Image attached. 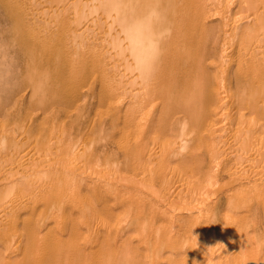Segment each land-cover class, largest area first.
I'll list each match as a JSON object with an SVG mask.
<instances>
[{
  "label": "bare ground",
  "instance_id": "1",
  "mask_svg": "<svg viewBox=\"0 0 264 264\" xmlns=\"http://www.w3.org/2000/svg\"><path fill=\"white\" fill-rule=\"evenodd\" d=\"M0 141V264H264V0H0Z\"/></svg>",
  "mask_w": 264,
  "mask_h": 264
},
{
  "label": "rangeland",
  "instance_id": "2",
  "mask_svg": "<svg viewBox=\"0 0 264 264\" xmlns=\"http://www.w3.org/2000/svg\"><path fill=\"white\" fill-rule=\"evenodd\" d=\"M108 151H112L111 149H109L108 148ZM235 175H236V173H231V174H228L224 179H223V181L221 180L220 182V184L222 185V183H225L224 181H230V180H232V179H234L235 178ZM222 193V191H217L216 193H215V195L216 196H214L213 198V202H219V201H221V202H219V203H225L226 202V200H227V196H225L224 194L223 195H220ZM246 193V195H248V193L247 192H245ZM217 195H219L218 197H220V198H218L217 197ZM242 197H244V195H243V193H241L240 194ZM217 201H216V200ZM220 199V200H219ZM207 203V202H206ZM223 205V204H222ZM245 212V216H242V217H240L239 219H242L243 221H245L244 223L245 224H247L248 223V225H247V229L248 228H250V227H248V226H251V229H250V231H251V233L253 232L254 234H256L255 232H254V228H259V227H263L264 228V213L262 212V210H260V211H243L242 213H244ZM122 213V212H121ZM231 214H233V213H231ZM244 215V214H243ZM194 214L193 215H190L186 220V224L189 222V221H192V220H194ZM247 220H246V219ZM248 221V222H247ZM189 228V227H188ZM254 229V230H253ZM248 231H249V229H248ZM256 231V230H255ZM258 232H260L261 234V238H262V241L264 240V233L263 232H261V231H259L258 230ZM128 236V238H130V243L132 244V245H140V241L138 240L137 242H136V240H137V237H138V231H137V229H131L128 233H127V235L125 236V237H127ZM124 237V238H125ZM131 246V245H130ZM196 246H198V248H202L201 247V245H195L194 247H196ZM140 250V249H139ZM176 250H178V249H176ZM141 251V250H140ZM155 251V250H154ZM201 253H203V254H201V255H204V252L201 250Z\"/></svg>",
  "mask_w": 264,
  "mask_h": 264
},
{
  "label": "clouds",
  "instance_id": "3",
  "mask_svg": "<svg viewBox=\"0 0 264 264\" xmlns=\"http://www.w3.org/2000/svg\"><path fill=\"white\" fill-rule=\"evenodd\" d=\"M4 148H5V142L0 141V150H4Z\"/></svg>",
  "mask_w": 264,
  "mask_h": 264
}]
</instances>
